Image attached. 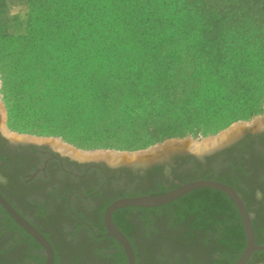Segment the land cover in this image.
<instances>
[{
	"label": "rangeland",
	"instance_id": "obj_1",
	"mask_svg": "<svg viewBox=\"0 0 264 264\" xmlns=\"http://www.w3.org/2000/svg\"><path fill=\"white\" fill-rule=\"evenodd\" d=\"M1 12L6 13L9 24L21 27L20 31L26 33L27 10L23 11L20 0H0ZM16 50L8 42L0 41V132L10 141L39 145L62 155L68 158L66 165L76 170L82 167L71 160L110 165L140 163L141 159H147L143 157L145 155L156 159L168 156L177 149H187L183 148V144L201 145L200 149L187 150L198 158H204L199 161L203 165L204 162L216 164V150L223 143L218 139L221 134L236 127H239L236 135L240 134V127L247 133L264 130V126H258L259 120L264 119V101L258 112L241 117L233 114L237 118L228 120V115L232 113L217 108L204 111L205 104L201 100L202 104L196 106L195 111L191 109L189 118L180 122L179 126L169 128L172 133L161 135L162 129L157 120L139 119L134 122L127 116L128 113L119 110V102L112 101L110 96L102 97L103 83L108 81L102 75L97 73L96 77L72 78L62 82L61 76L47 80L44 74L35 72L32 75V68L16 65ZM66 115L68 120H65ZM54 142L65 149L55 147ZM107 155H125L128 160H109ZM20 171L23 169L17 172ZM260 172L264 174V169H259ZM203 173L211 176L212 172L206 167ZM17 180L18 176H13L9 183L0 187L17 206L22 208L27 205L35 209L36 201L49 198L45 193L38 195L25 191ZM165 180L176 181L173 177ZM261 187L260 182L253 184L252 192L256 194V199L247 192L243 193L249 213L256 220L255 242L260 245L264 244ZM135 189L144 193L159 190L160 185L154 180L144 179ZM68 191L65 188L61 192ZM120 193L119 189L108 188L95 205L93 201L92 204H84L81 211L92 220V208L99 212L108 199ZM191 197L157 210L125 211L130 225L124 230L134 248L135 264H228L236 256L238 247L232 243V231H225L221 236L213 234L221 214L208 212L206 195ZM64 200L55 202L59 207L53 208L48 218L36 220L54 246L55 264H127L125 254L116 250L114 240L96 238L68 217L63 207ZM256 204L259 207L255 210ZM97 221L94 227L99 233L102 229ZM19 235V230L8 224V219L0 210V247L6 249L9 246L10 250L0 255V264L5 259L11 260V264L41 260L42 255H36V247L32 243L15 244V240H20ZM250 264H264V253L255 255Z\"/></svg>",
	"mask_w": 264,
	"mask_h": 264
},
{
	"label": "trees",
	"instance_id": "obj_2",
	"mask_svg": "<svg viewBox=\"0 0 264 264\" xmlns=\"http://www.w3.org/2000/svg\"><path fill=\"white\" fill-rule=\"evenodd\" d=\"M27 2L26 33L0 35L17 49L16 65L61 82L98 73L108 80L103 98L119 102L134 122L157 120L161 135L201 100L204 111L232 113L228 120L258 112L264 101V0ZM202 195L208 212L222 216L213 234L234 233L233 264L246 243L239 213L219 190L197 189L184 198Z\"/></svg>",
	"mask_w": 264,
	"mask_h": 264
},
{
	"label": "flooded vegetation",
	"instance_id": "obj_3",
	"mask_svg": "<svg viewBox=\"0 0 264 264\" xmlns=\"http://www.w3.org/2000/svg\"><path fill=\"white\" fill-rule=\"evenodd\" d=\"M11 149L13 151H10ZM216 151V156H218L216 164L204 162L203 165L199 161L204 158H198V156L190 153L187 149H177L168 156L156 159H141L140 163L128 162L110 165L103 162L71 160L74 164L82 167L80 170H76L66 165L68 158L58 155L53 151H47L39 145H23L21 142L10 141L0 132V187L9 183L13 176H18L17 181L21 183L25 191L38 195L45 193L48 194L49 198L42 202L36 201L38 204H36L37 208L33 209L27 205L22 208L17 206L1 188L0 195L25 222L38 231L49 243L53 251L52 264H55L54 246L48 235L40 229L36 220L38 218L40 220L48 218L53 212V208L57 209L58 204L55 202L58 199H65L63 207L71 220L80 224L84 229L89 230L96 238L114 240L117 246L116 250H120L125 254L123 247L117 239L108 234L104 222L106 207L117 198L158 194L191 180L214 179L231 186L242 199L248 213L250 209L243 197V193L247 192L249 196L251 195L250 197L256 199V194L252 192L253 184L260 182L262 185L261 198L264 203V174L263 172L259 173V169H262V171L264 169V130H261L260 133L240 131V134L231 136L227 142H223ZM206 167L212 172L211 176L203 173ZM21 168L23 171L17 172ZM169 177H173L176 181L169 182L165 180ZM144 179L154 180L160 185V189L144 193L137 191L135 189L136 185ZM63 188H67L69 191L61 192L64 190ZM108 188L119 189L121 193L108 199L104 208L99 210V212L94 209L95 207H91L93 218L92 220L88 219L82 213L81 207L84 204H90L92 201L95 205L99 199L104 197V193ZM193 191L158 207H123L111 213L112 223L129 241L133 249L134 258L135 252L130 241V236L124 230V227L129 228L130 225L125 211L127 209L157 210L163 206L178 202L180 198H184ZM258 207L259 205L256 204L254 209L256 210ZM0 210L8 219V224L14 225L19 230L20 240H15V244L32 243L36 247V255H42L40 261L28 262L27 264H44L47 258L45 248L20 223L15 221L1 204ZM249 217L255 237L254 224L256 220L250 213ZM96 221L101 225L102 232L98 233L94 227V222ZM8 250L9 246L6 249L0 247V255L5 254ZM253 257L251 256L246 264H250ZM2 264H11V260L5 259Z\"/></svg>",
	"mask_w": 264,
	"mask_h": 264
},
{
	"label": "water",
	"instance_id": "obj_4",
	"mask_svg": "<svg viewBox=\"0 0 264 264\" xmlns=\"http://www.w3.org/2000/svg\"><path fill=\"white\" fill-rule=\"evenodd\" d=\"M241 132L244 131L240 127ZM255 132V130L253 131ZM144 158L151 159L150 155L143 156ZM215 189L225 193L234 206L236 207L243 229L245 232V247L240 256L234 261L233 264H246L254 251L264 250V244H256L254 237V230L251 224L249 213L242 199L238 193L229 185L214 179H196L183 183L177 187L168 189L158 194H145L139 196H127L120 197L113 200L104 211V222L108 231V234L116 238L120 245L123 247L126 255L127 264H135V258L133 249L129 241L125 236L115 227L111 221V213L118 208L123 207H142V208H153L164 204H167L184 194L196 190V189ZM0 204L8 211L15 221L20 223L46 250V262L44 264H52L53 262V251L49 243L43 238V236L36 231L32 226L25 222L9 205V203L0 195Z\"/></svg>",
	"mask_w": 264,
	"mask_h": 264
},
{
	"label": "bare ground",
	"instance_id": "obj_5",
	"mask_svg": "<svg viewBox=\"0 0 264 264\" xmlns=\"http://www.w3.org/2000/svg\"><path fill=\"white\" fill-rule=\"evenodd\" d=\"M258 126L259 127H263L264 126V119L263 120H259V122H258ZM238 130H239V127H236V128H234V129H232L231 131H227V132H225V133H223V134H221L220 135V137H218V139H219V141H221V142H226V141H228L229 139H230V137L231 136H234V135H236V133L238 132ZM3 131L5 132V130L3 129ZM13 137H16V136H14V135H12ZM215 142V141H214ZM217 143H218V141H217ZM55 147H60V148H62V149H65V147H63V146H60L58 143H56V142H54V143H52ZM201 144V143H200ZM216 144V143H215ZM205 147V146H204ZM183 148H187V149H200V148H202V146L201 145H199V144H183ZM74 154L75 155H77V156H79L80 154H78L77 152H74ZM80 156H82V155H80ZM109 160H120V159H122V158H124V160H128V157H126L125 155H115V156H113V155H107L106 156ZM140 156H138V158H139ZM140 159V158H139ZM133 160V159H132Z\"/></svg>",
	"mask_w": 264,
	"mask_h": 264
},
{
	"label": "crops",
	"instance_id": "obj_6",
	"mask_svg": "<svg viewBox=\"0 0 264 264\" xmlns=\"http://www.w3.org/2000/svg\"><path fill=\"white\" fill-rule=\"evenodd\" d=\"M21 2V7L23 8V11H26L28 9V2L27 0H20ZM27 28V25H26ZM20 29L21 27H16L7 21L6 13L1 12L0 13V35L4 34H14V35H19V34H25L24 32H21Z\"/></svg>",
	"mask_w": 264,
	"mask_h": 264
}]
</instances>
